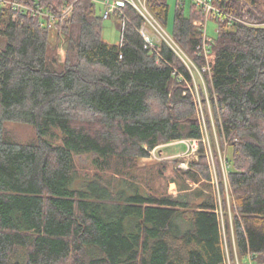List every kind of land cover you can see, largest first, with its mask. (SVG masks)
Here are the masks:
<instances>
[{
	"label": "trees",
	"instance_id": "obj_1",
	"mask_svg": "<svg viewBox=\"0 0 264 264\" xmlns=\"http://www.w3.org/2000/svg\"><path fill=\"white\" fill-rule=\"evenodd\" d=\"M22 1L74 10L48 23L0 9V264H227L219 204L232 259L264 264V0H209L221 14L207 52L194 25L203 9L191 0L187 16L177 0L168 33L191 63L164 42L160 55L146 49V21L129 3L112 45L93 0ZM146 6L167 30L168 0ZM196 81L210 128L231 149L232 214L204 145L187 170L173 160L176 197L155 184L170 162L138 167L161 144L203 138ZM76 155L91 158L93 175L79 174Z\"/></svg>",
	"mask_w": 264,
	"mask_h": 264
},
{
	"label": "rangeland",
	"instance_id": "obj_2",
	"mask_svg": "<svg viewBox=\"0 0 264 264\" xmlns=\"http://www.w3.org/2000/svg\"><path fill=\"white\" fill-rule=\"evenodd\" d=\"M96 5H97V13L98 15H100L102 18L104 16V13L106 11V8L104 6V0H93ZM169 6H170V11H169V22L167 25V32L171 33L173 31V20L175 17V12H176V8H177V0H168ZM191 0H187L186 1V5H185V13L187 16L190 15L191 12ZM104 19V18H103ZM148 28L151 29V26L148 25ZM153 31V30H152ZM155 37H157L158 35L153 31ZM217 33H218V24L215 20H213L212 18L208 20L207 22V36L209 38H213L215 39L217 37ZM121 35H122V23L116 18V15L111 18V19H104L103 22V31H102V38L105 42L112 44V45H118L120 43L121 40ZM159 37V36H158ZM66 52L65 49L62 47L59 50V57H60V61L63 62L64 58H65ZM181 56L184 58L185 61L190 62V60L183 54H181ZM191 63V62H190ZM200 73V72H199ZM199 79H201V82L203 83V79L199 76V74L197 75ZM199 81V80H198ZM198 82V83H201ZM195 85H197V81L195 82ZM199 86V87H198ZM204 86V83H203ZM194 91V95L196 97V106H197V110H198V117L200 119V123L203 127V131H204V143H200L199 144V149L201 147V144L204 145L205 149H206V154L208 157V162H209V166H210V171H211V175H212V179H211V183L214 189V193L216 195V197H219L222 199V194L219 191V186H220V179L218 178V170H217V163H220L221 165V170L223 172V182H224V187L226 189V197L228 199V208H229V213L232 214V201L230 198V189H229V185H228V172H227V157H229L231 155V149L228 146V144H225L224 146L221 145L220 142V138L217 134L216 128L214 125H212V127L210 128L209 126V118L212 119V111L210 108V101H209V97L208 94L204 95V99L203 100V96L201 95V87L200 85H197L196 88L193 90ZM209 116V118H208ZM12 127L14 128V131L17 133V135L22 136V137H33L34 131L31 128L28 127H22L19 125H12ZM171 144V143H170ZM170 144H161L160 148L158 150H160V152L162 153V155H156V158H152V159H141L138 162V167L139 168H146L149 169L152 166H159L163 163H167L168 168L164 169V177L157 179L155 184L157 187L163 185L167 192L173 196H177L179 195V186L172 180V177L174 176V170H176L177 165L172 164L173 160H176V156L179 154H182L185 151L184 146L182 145H174V146H170ZM169 145V146H168ZM159 153V152H158ZM157 153V154H158ZM199 159V153L197 155V157L193 158L190 162H189V168H190V163L194 160H198ZM178 161H181L180 159H177ZM75 162L77 165V169L79 171L80 175H93L94 169L91 165V158L88 155H76L75 156ZM174 163V162H173ZM158 167V170H161ZM186 170V169H184ZM189 185L193 188L196 189L198 188V185L193 182V181H189L188 182ZM200 186V184H199ZM193 193V192H191ZM193 199V198H192ZM222 209V211H221ZM219 214H220V219H221V223H222V232H223V244H224V249H225V253H226V258H227V264H239L238 261V256L235 255V260H233L232 258V253L230 251V244H229V237H228V232H227V227H226V218L224 217V213H223V208L220 207L219 204ZM233 219V215H231L230 217V223L231 225L233 224L232 222ZM232 235L233 234V230H232Z\"/></svg>",
	"mask_w": 264,
	"mask_h": 264
},
{
	"label": "built area",
	"instance_id": "obj_3",
	"mask_svg": "<svg viewBox=\"0 0 264 264\" xmlns=\"http://www.w3.org/2000/svg\"><path fill=\"white\" fill-rule=\"evenodd\" d=\"M200 8L203 9L206 20L203 21H195L194 25L199 27L203 30L205 36V43L204 49L207 50V47L210 42V38L207 36V22L211 17H218L221 12L214 7L209 0H193ZM129 3L137 11L142 15L145 19L146 23L140 29V33L143 36L146 42V49H149L151 52L155 53L156 55H160V47L158 44L161 42L166 43L170 46L183 60L184 58L181 56L182 52L176 42L173 40L171 35L164 29L161 24L155 19V17L150 13L146 6V0H104V6L106 11L104 13V19H111L116 15V12L120 11V8L125 4ZM7 8L14 12V17L22 14H29L34 18H39L44 22L54 21L57 18L61 20L68 19L73 13V5L65 6L58 15H54L50 11H47L44 7L40 5L32 6L27 4L25 1L22 0H0V9ZM231 20H238L237 18L233 17L232 15H228ZM240 21V20H238ZM148 25L151 26V29L159 36L155 37L154 33ZM207 52V51H206ZM185 61V60H184ZM187 62V61H185ZM204 143V132L202 139H184L172 142L170 146L174 145H182L185 148V151L182 154L177 155L175 158L180 159L179 161V168L181 169H189V162L197 157L200 149L199 144ZM169 146V145H168ZM161 146L155 148L148 159L156 158V155H162L160 150H158ZM159 152V153H158ZM158 153V154H157ZM147 159V158H145Z\"/></svg>",
	"mask_w": 264,
	"mask_h": 264
}]
</instances>
